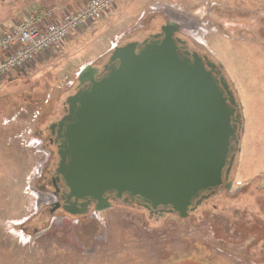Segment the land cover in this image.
<instances>
[{
  "label": "rangeland",
  "instance_id": "obj_1",
  "mask_svg": "<svg viewBox=\"0 0 264 264\" xmlns=\"http://www.w3.org/2000/svg\"><path fill=\"white\" fill-rule=\"evenodd\" d=\"M202 7L217 15L229 14L230 21L238 15L244 20L246 14L263 13L264 0H117L61 48L45 52L0 81V264H264L261 253L254 254L250 247L245 255V246L238 243L242 241L238 236L247 235L244 226L254 213L251 206L260 205L253 194L263 191L252 180L264 177V42L255 39L258 24L253 32L246 27L233 32L219 21L212 22L209 13L199 14ZM168 21L179 23L180 31L212 56L236 92L243 130L233 187L213 197L217 212L232 220L233 231L219 236L234 245L219 243L205 229V222L196 219L199 211L187 219L177 214L151 219L145 209L139 213L127 205L101 212L98 238L77 244L61 235L66 226L58 220L36 216L39 195L30 179L37 175L41 156L26 130L65 113L84 65H103L114 44L137 40ZM240 185L247 187L239 194L224 200L220 196ZM260 202L264 205V199ZM249 237L253 240L252 234ZM254 247L258 251L261 245Z\"/></svg>",
  "mask_w": 264,
  "mask_h": 264
},
{
  "label": "water",
  "instance_id": "obj_2",
  "mask_svg": "<svg viewBox=\"0 0 264 264\" xmlns=\"http://www.w3.org/2000/svg\"><path fill=\"white\" fill-rule=\"evenodd\" d=\"M178 30L168 21L141 42L116 45L103 65L81 68L56 123L69 207L94 203L99 212L111 200L134 201L184 218L233 187L243 130L235 91L217 62L179 51Z\"/></svg>",
  "mask_w": 264,
  "mask_h": 264
},
{
  "label": "flooded vegetation",
  "instance_id": "obj_3",
  "mask_svg": "<svg viewBox=\"0 0 264 264\" xmlns=\"http://www.w3.org/2000/svg\"><path fill=\"white\" fill-rule=\"evenodd\" d=\"M201 12L199 14L205 13L207 15L208 13L210 14V18L212 19V22H217L227 30H232L233 32L236 31V28H244L246 27L248 31L253 32L252 27L254 24H258L257 28L259 29L258 32H256L255 39H258L261 42H264V11L262 12H257V13H250L246 14L247 18H244V20L240 19L242 16H235V21H230L229 14H222L218 12V17L217 13L213 10H207L205 7H202L200 9ZM216 10V9H214ZM220 13V14H219ZM166 23L162 24L165 25ZM160 26L157 30H155L152 33H148L146 35H143L142 37H137L134 38L132 41H143L149 35L159 33L161 31ZM230 31V33H232ZM261 34V35H260ZM175 37H178L182 40V43H178L179 51L181 53H184L185 51L189 52H197L202 56H206L207 54L202 53L201 50L196 47L194 42H196L192 37L188 36L186 33L183 31L179 30L175 33ZM133 38V37H132ZM194 41V42H193ZM129 42V41H128ZM119 45V44H118ZM123 45V44H120ZM212 61V56L207 55ZM216 62V61H215ZM218 64V63H217ZM219 65V64H218ZM99 66V65H98ZM220 66V65H219ZM219 76V75H218ZM77 91L74 89V91L71 94H74ZM69 97V96H68ZM64 110L66 113L67 109V103L64 106ZM65 113L55 119L52 120L49 124L47 125H40L38 124L37 127L31 126L27 128L26 130V136L27 138H30L36 143V152L38 153L40 158V167L37 172V175L34 178L30 179L31 186L33 187L34 191L38 193L39 199H38V206H37V212L36 216L41 217V219L45 218L47 220L49 219H56L61 223V226H66L64 231H61V235L63 236H69L73 239V242H76L77 244L79 241L82 239L84 242H87L91 244L94 242L93 240L98 238L99 235V216L101 212L103 211H97L95 210V204L94 203H88L85 206H80V202L77 203V208H72L69 206H72L75 204V199L71 198L69 201L68 199V193L69 190L65 184V181L62 177L61 174H59L58 171V165L60 161V156H59V146L61 145L62 139L59 137V132H58V126L57 122L65 115ZM37 116V115H35ZM36 122V120H35ZM235 165V164H234ZM234 166L231 170L229 180L233 181L232 179V173H233ZM258 181L256 183V187L263 189V191L260 193H255L253 194L254 199H256L257 202L260 203V205H253L251 206L250 209L254 213L250 215V220H248L245 224V234L247 235H242L238 236L242 241H239V244L244 245L245 249V255L249 253L250 247L252 248V252L254 254L261 253L262 258H264V251L262 249L264 248V235H261V233H264V205L261 204L260 201L264 199V177L262 176H257L254 177L252 182L254 183L255 181ZM249 185V184H248ZM247 187V186H246ZM242 185L238 187H234V192H228L226 194H220V196H224L223 200L225 198H229L231 196H235L239 194L238 192L241 191L243 188ZM224 189V188H223ZM224 193V192H223ZM218 195L216 193L215 195L211 196L210 198L204 200L202 204L199 206V209H195L193 211L189 212V215L187 217H184L183 219L190 218L193 213L197 212V220L201 219L203 222H205L204 227L207 229L212 235L214 234V238L222 244H231L227 242L226 239L223 237H220L219 234L223 233L227 235L229 232L233 231L231 228V224L229 222H232L231 219H228L225 216L220 215L219 212H217L218 209V204L214 202L215 200L213 197ZM41 200V199H45ZM112 205L116 207H121L123 205L127 206H132L134 207L135 211H139V213H142L140 209L143 208L146 210V215H148L149 218L151 219H159V218H164L167 216H175V214L172 213H167L163 212L160 210H148L138 203H135L134 201H130L129 204H123L117 200H111ZM218 203H220L218 201ZM76 210V214H72L68 212L64 207ZM47 216L49 218H47ZM46 220V221H47ZM31 221V220H30ZM45 221V222H46ZM29 223V222H28ZM31 224V223H30ZM70 224V227H69ZM27 226V225H26ZM26 226L24 228H26ZM34 229L37 230V227L33 226ZM35 230V231H36ZM241 230V227H240ZM253 240H249V236H251ZM256 243H259L261 247L257 249L254 247Z\"/></svg>",
  "mask_w": 264,
  "mask_h": 264
},
{
  "label": "built area",
  "instance_id": "obj_4",
  "mask_svg": "<svg viewBox=\"0 0 264 264\" xmlns=\"http://www.w3.org/2000/svg\"><path fill=\"white\" fill-rule=\"evenodd\" d=\"M116 1L85 0L81 8L60 17L53 11L39 12L15 24L0 25V81L28 67L45 52L61 48L72 34L94 23Z\"/></svg>",
  "mask_w": 264,
  "mask_h": 264
},
{
  "label": "crops",
  "instance_id": "obj_5",
  "mask_svg": "<svg viewBox=\"0 0 264 264\" xmlns=\"http://www.w3.org/2000/svg\"><path fill=\"white\" fill-rule=\"evenodd\" d=\"M84 3L85 0H14L7 4L0 2V9L2 11L0 25L15 24L23 20L27 15L38 12L53 11L55 16L60 17L66 12L63 10L74 9V7L78 8L80 4L83 6Z\"/></svg>",
  "mask_w": 264,
  "mask_h": 264
},
{
  "label": "trees",
  "instance_id": "obj_6",
  "mask_svg": "<svg viewBox=\"0 0 264 264\" xmlns=\"http://www.w3.org/2000/svg\"><path fill=\"white\" fill-rule=\"evenodd\" d=\"M0 1H2V0H0Z\"/></svg>",
  "mask_w": 264,
  "mask_h": 264
}]
</instances>
